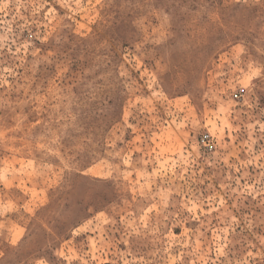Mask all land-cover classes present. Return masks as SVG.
I'll use <instances>...</instances> for the list:
<instances>
[{"label": "rangeland", "instance_id": "rangeland-1", "mask_svg": "<svg viewBox=\"0 0 264 264\" xmlns=\"http://www.w3.org/2000/svg\"><path fill=\"white\" fill-rule=\"evenodd\" d=\"M0 264H264V0H0Z\"/></svg>", "mask_w": 264, "mask_h": 264}, {"label": "built area", "instance_id": "built-area-1", "mask_svg": "<svg viewBox=\"0 0 264 264\" xmlns=\"http://www.w3.org/2000/svg\"><path fill=\"white\" fill-rule=\"evenodd\" d=\"M207 139H208V136L207 135H204L203 138H202V141L203 142H207Z\"/></svg>", "mask_w": 264, "mask_h": 264}]
</instances>
